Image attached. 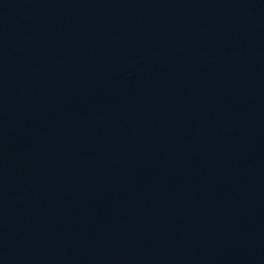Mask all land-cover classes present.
Here are the masks:
<instances>
[{
    "label": "water",
    "instance_id": "water-1",
    "mask_svg": "<svg viewBox=\"0 0 264 264\" xmlns=\"http://www.w3.org/2000/svg\"><path fill=\"white\" fill-rule=\"evenodd\" d=\"M0 264H264V0H0Z\"/></svg>",
    "mask_w": 264,
    "mask_h": 264
}]
</instances>
